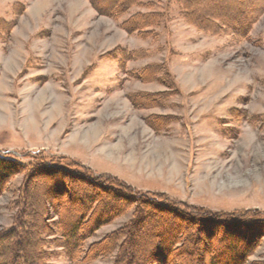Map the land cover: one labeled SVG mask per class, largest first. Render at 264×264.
Segmentation results:
<instances>
[{
	"label": "rangeland",
	"instance_id": "rangeland-1",
	"mask_svg": "<svg viewBox=\"0 0 264 264\" xmlns=\"http://www.w3.org/2000/svg\"><path fill=\"white\" fill-rule=\"evenodd\" d=\"M145 1L165 13L156 37L120 26L147 7L113 18L89 0H0V154L26 166L0 190V236L12 232L0 254L14 249L15 264H27L31 250L46 264H115L120 257L125 264L130 236L94 260L85 259L84 251L140 211L135 203L102 225L71 261L59 235L58 221L63 224L67 215L51 196L53 183L62 179L35 185L25 201L29 173L43 163L117 177L135 192L165 195L180 210L194 205L231 220H264V13L241 38L198 28L176 0ZM229 3L248 7L211 0L213 6L204 9L225 11ZM119 48L139 53L124 55L121 65ZM149 66L139 79L136 73ZM141 93L162 95L143 97L137 106L132 98ZM5 172L0 167V178ZM67 187L75 191L77 185ZM146 232L142 237L149 240ZM225 245L214 241V248ZM254 246L243 264H264V233Z\"/></svg>",
	"mask_w": 264,
	"mask_h": 264
},
{
	"label": "trees",
	"instance_id": "trees-1",
	"mask_svg": "<svg viewBox=\"0 0 264 264\" xmlns=\"http://www.w3.org/2000/svg\"><path fill=\"white\" fill-rule=\"evenodd\" d=\"M89 1L96 11L113 18L127 15L133 7H147L149 10L132 13L120 23L125 31L137 33L141 37H156L155 28L161 26L165 18L164 12L154 9L155 4L153 1ZM238 1L240 3L244 2L248 7L237 8L234 5L235 8H233V4L229 3L225 5V11L213 10L210 14H206L204 8L213 6L211 0H176V3L180 6L181 14L186 20L198 28L214 34L229 32L245 38L248 36L253 24L264 13V0ZM118 51L120 56L117 57H120L121 65L126 55L138 56L136 54L139 53L136 50L126 52L120 50V48ZM117 57L115 56L113 59L118 60ZM150 67L138 71L136 73L137 77L143 79L144 75L149 73ZM140 95L132 98L137 106H142L143 97L144 99H153L162 94L141 93ZM158 119L163 121L165 118ZM44 153H36L34 156H42ZM24 164L17 158L0 154V167L7 171L0 178V190L3 187L2 182L15 172L20 171L19 169L24 170L26 168ZM81 167L84 169V173L66 170L51 164L43 163V165H39L37 169L29 173L28 181L31 184L28 189L26 187L27 196H25L26 203L27 201L30 202L29 193L31 194V189L35 185V188H39L46 181L53 179L59 181L62 179L59 184L53 183L51 196L56 200L58 199V201H55L57 207L62 206L66 213L64 216L67 215V219H63V224L61 219L58 221L60 226L59 235L64 240L61 246L67 258L71 261L79 259L83 252V250L81 251L83 243L98 228L124 214L135 203H137L140 211L134 219L124 228L110 233L101 241L92 244L84 251L85 259L94 260L110 253L120 237L125 238L124 243L126 244L127 241L129 242L130 239L127 238L130 236L131 242L124 254L122 253L125 256V264H134L135 258L139 260L138 263L136 262L137 264H243L255 249L254 245L259 242L261 234L264 233V220H261L258 216L243 217L244 219L239 221L229 219L228 216L231 215L213 214L210 210L194 205L185 206V210H180L176 206L172 207V205L167 204L168 199L161 193L152 195L148 192H135L133 186L119 180L117 177L110 175L96 176L88 173L89 171L83 166ZM65 179L69 180L70 183L65 182ZM74 183L77 185L75 191L67 187L69 184ZM76 191L86 196L85 200L81 201L80 198H84V196L78 197ZM142 198L143 200H139ZM57 207H54L56 211ZM147 208L148 212L143 213ZM221 228H223V233L220 231ZM153 229H155V232ZM143 231H147L145 237L149 236V240L142 237ZM10 235L12 236V232L0 236V245ZM138 237H142L143 240L139 242ZM217 240H222L224 243L228 242L229 248L226 245L224 246V249H228L227 253L223 248H214V241ZM145 242L153 246L145 248ZM124 243L121 244V248ZM134 243L140 244L138 252L137 249L133 250L132 248ZM28 247L31 248L32 244L30 243ZM14 252L15 250L11 249L10 253L6 250V253L0 254V264L17 263V261L15 263L13 261V258H17V256H14ZM36 253H32L31 250L26 255L25 262L27 260L29 261L27 264H38V260V262L42 263L43 261L46 264V257ZM224 253L226 254L225 257L229 253L231 258H223ZM120 259L121 257L118 258L115 264H119ZM206 259L207 261H205Z\"/></svg>",
	"mask_w": 264,
	"mask_h": 264
},
{
	"label": "bare ground",
	"instance_id": "bare-ground-1",
	"mask_svg": "<svg viewBox=\"0 0 264 264\" xmlns=\"http://www.w3.org/2000/svg\"><path fill=\"white\" fill-rule=\"evenodd\" d=\"M90 132V131H89ZM93 133H94V131H93ZM89 135H87V137H88ZM161 152H162V148H160V149H157V152L156 153H158L157 155H161ZM164 153V152H163Z\"/></svg>",
	"mask_w": 264,
	"mask_h": 264
},
{
	"label": "crops",
	"instance_id": "crops-1",
	"mask_svg": "<svg viewBox=\"0 0 264 264\" xmlns=\"http://www.w3.org/2000/svg\"><path fill=\"white\" fill-rule=\"evenodd\" d=\"M144 163H145V161H143ZM145 166H146V163H145ZM147 167V166H146ZM157 169V168H156ZM158 170V169H157ZM163 171H165V167H164V169H163Z\"/></svg>",
	"mask_w": 264,
	"mask_h": 264
}]
</instances>
